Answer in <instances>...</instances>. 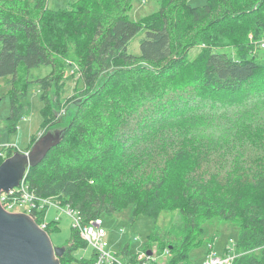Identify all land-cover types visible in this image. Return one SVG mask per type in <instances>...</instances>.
Returning a JSON list of instances; mask_svg holds the SVG:
<instances>
[{
    "label": "trees",
    "instance_id": "obj_1",
    "mask_svg": "<svg viewBox=\"0 0 264 264\" xmlns=\"http://www.w3.org/2000/svg\"><path fill=\"white\" fill-rule=\"evenodd\" d=\"M131 8L132 0H78L63 10H50L47 0H0V78L12 77L15 83L20 66L52 69L37 81L41 130L57 124L49 93L66 69L79 79L84 95L64 126L62 141L27 171L28 191L56 198L83 222L127 208L131 222L140 215L157 220L165 211H176L180 225L167 231L176 241L159 245L152 235L144 247L166 252L158 264H190V251L201 245L202 223L213 219L238 228V256L232 264H264V178L204 176L198 166L205 158L195 156L194 149L176 146L168 152L165 146L173 142L166 126L185 115V107H200L202 94L233 96L264 79V58L256 59L261 48L248 41L250 33L253 41L264 39V0H208L201 7H191L187 0H161L159 10L140 21L129 20ZM139 33H144L139 55L130 54V41ZM194 48L199 53L189 60ZM228 48L236 55L222 52ZM22 95L12 90L5 124L11 132L28 112L19 100ZM167 97L174 102L158 110ZM157 103L155 115L146 112ZM170 108L175 116L164 119ZM141 111L145 115L136 117ZM250 139L264 141V128ZM36 140L31 136L21 152ZM158 150L164 152L158 155ZM16 151L9 146L0 154V164ZM184 166L193 169L181 175ZM45 211L31 209L37 224ZM71 229L60 264H92L94 251L90 260L73 257L74 250L87 244ZM57 230L56 220L46 222L48 235ZM127 249L120 252L133 262Z\"/></svg>",
    "mask_w": 264,
    "mask_h": 264
},
{
    "label": "rangeland",
    "instance_id": "obj_2",
    "mask_svg": "<svg viewBox=\"0 0 264 264\" xmlns=\"http://www.w3.org/2000/svg\"><path fill=\"white\" fill-rule=\"evenodd\" d=\"M77 1L47 0V7L50 10H63ZM207 1L187 0V3L191 7H201L207 4ZM160 2L161 0H132V8L128 12L129 20L140 21L157 12ZM143 38L144 33H139L132 38L128 47L130 54L139 55V46ZM248 39L255 47L258 46L260 40L253 41V34H248ZM222 52H227L230 56L236 55L233 48L222 50ZM257 52L256 59L264 58V48ZM198 53V48L190 50L189 60H192ZM68 60L65 61L68 62ZM51 71V67L45 66L29 71L20 66L15 83L12 82V77L0 78V154H4L9 146L18 151L24 150L27 148L31 136H35L37 139L41 133H44L45 129L41 130L43 102L40 85L37 81L49 76ZM70 71L66 69L65 75L58 81V86L49 93L50 101L55 104L52 105V113L56 114L58 119L53 128L66 126L75 113V104L84 97L81 93L82 85H80L79 79L70 75ZM13 89L15 92L23 93L19 100L22 104L27 105L28 112L24 119L17 122L16 130L11 132L7 130L5 124L10 113ZM198 94L199 92H193V95L197 96ZM178 96L174 97L180 98ZM167 99L159 109L157 108L159 103H157L155 108L150 107L146 109V112H155V115L157 109L161 110L169 102H174L172 97H167ZM199 101L200 103L196 106L200 107H185L187 109L185 115L176 121H171L166 126L165 130L168 129L173 141L165 144L169 149L167 151H171L170 149L176 146L178 149L181 146L190 150L194 149L195 156L199 153V157L205 158L203 167L198 166L204 176L215 175L222 179L226 177L227 173H236L248 178H264V141L250 139L251 135L264 128V79L262 81L255 80L250 86L248 85L233 96L223 95L216 98L212 95L202 94ZM174 111L175 108L168 109L164 119L175 116ZM144 115L145 113L141 111L136 117ZM153 122L157 123V120ZM136 127L137 125H135ZM136 138V135L130 137L132 141H135ZM162 152L164 151L158 150L156 153L161 155ZM155 156L154 152L151 153V159H154ZM151 159L148 167L153 163ZM192 169V166H184L178 170V173L184 175L191 172ZM61 208L49 206L44 214L45 222L57 221L58 230L49 234L54 247H62L73 234L72 218L67 214L66 207ZM28 211L29 205L25 203L15 206L11 210L14 213H28ZM103 221L109 247L113 246L121 251L125 245H128L129 252L133 256L142 251L152 235L157 239L159 245L175 242L176 240L172 236L167 235V231L172 227H178L181 222L176 211H165L157 220L140 215L131 222L130 208L112 216H104ZM202 227L201 245L190 251V264H203L209 246L217 256L225 257L227 246H232L237 242L238 228L229 222L213 219L203 222ZM72 254L77 262L82 259L90 260L93 248L86 245L85 248H77ZM163 259L161 258V263L164 261Z\"/></svg>",
    "mask_w": 264,
    "mask_h": 264
},
{
    "label": "water",
    "instance_id": "obj_3",
    "mask_svg": "<svg viewBox=\"0 0 264 264\" xmlns=\"http://www.w3.org/2000/svg\"><path fill=\"white\" fill-rule=\"evenodd\" d=\"M66 127L41 133L26 152L17 151L0 164V196L19 186L64 138ZM64 246L54 247L50 236L26 213H9L0 203V264H60ZM151 251L147 255L151 256Z\"/></svg>",
    "mask_w": 264,
    "mask_h": 264
},
{
    "label": "built area",
    "instance_id": "obj_4",
    "mask_svg": "<svg viewBox=\"0 0 264 264\" xmlns=\"http://www.w3.org/2000/svg\"><path fill=\"white\" fill-rule=\"evenodd\" d=\"M257 45L260 48H264V39L259 41ZM0 203L9 213H14L11 210L15 206L23 203L28 204L29 211L26 214H29L33 219L34 217L31 214V209L33 208L42 210L47 209L49 206H55L56 208L62 209L60 202L56 198H39L28 191L25 179L20 182L18 187L10 190L8 193H2ZM66 212L72 218V228L78 233L81 240L93 248L95 258L92 264H158L161 258L165 259L166 252L158 254L157 249L153 247L150 249L151 256L147 255L148 250L143 249L134 255L135 260L130 262L129 258L109 247L108 241L106 240L107 233L103 218L97 217L88 222H83L78 212L74 211L71 207L66 206ZM38 225L42 230H46V222L44 220ZM237 256L235 245L227 246L225 257L217 256L212 250V247L209 246L206 260L203 264H232Z\"/></svg>",
    "mask_w": 264,
    "mask_h": 264
},
{
    "label": "crops",
    "instance_id": "obj_5",
    "mask_svg": "<svg viewBox=\"0 0 264 264\" xmlns=\"http://www.w3.org/2000/svg\"><path fill=\"white\" fill-rule=\"evenodd\" d=\"M20 151H21V150H20ZM22 152H23V151H22ZM126 246H128V245H125V247H126ZM110 248L113 249V250H115V251H117V252H120L119 250L113 248V246H112V247L110 246ZM143 249H145V248H143ZM143 249H142V250H143ZM149 250H150V249H149ZM120 253H121V252H120ZM127 254L131 255L130 252H129V246H128V249H127ZM123 256H125V255H123ZM125 257H127V256H125ZM128 258H130V257H128Z\"/></svg>",
    "mask_w": 264,
    "mask_h": 264
}]
</instances>
